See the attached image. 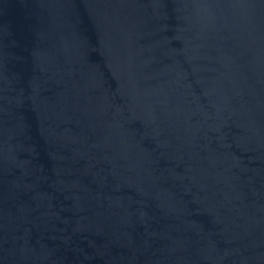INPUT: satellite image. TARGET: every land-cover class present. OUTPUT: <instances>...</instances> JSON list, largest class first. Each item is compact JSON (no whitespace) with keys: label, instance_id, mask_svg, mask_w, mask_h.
Segmentation results:
<instances>
[{"label":"water","instance_id":"obj_1","mask_svg":"<svg viewBox=\"0 0 264 264\" xmlns=\"http://www.w3.org/2000/svg\"><path fill=\"white\" fill-rule=\"evenodd\" d=\"M0 264H264V0H0Z\"/></svg>","mask_w":264,"mask_h":264}]
</instances>
